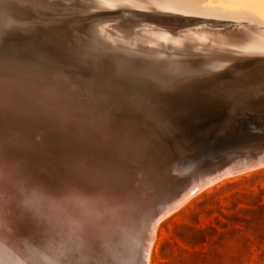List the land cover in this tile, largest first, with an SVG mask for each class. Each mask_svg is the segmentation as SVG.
Returning <instances> with one entry per match:
<instances>
[{
  "label": "rangeland",
  "instance_id": "rangeland-1",
  "mask_svg": "<svg viewBox=\"0 0 264 264\" xmlns=\"http://www.w3.org/2000/svg\"><path fill=\"white\" fill-rule=\"evenodd\" d=\"M191 1H194V0H190V2ZM219 1L218 0H207V1L201 0V2L199 1L197 4H201V7H198L201 10H204L205 8L216 10L213 13H210L209 15H212L214 17L221 16V18L233 19L236 22L232 26L215 23L220 29L227 28L228 32L234 35L241 34V31H242V34H247V35L252 34L257 39H259V41L261 42L263 41L262 43H264V39H263L264 32H262L264 31V19L263 17H260L261 15L258 16L259 13L256 10L254 11L252 10V8H248L243 5H242L243 7L241 5H239V7L234 4L230 5L229 3L230 1H227V0H219ZM209 2L210 4H207ZM216 2L218 3L216 4ZM103 3L106 5L107 4L109 5L110 2L102 1L101 3H99L100 5L97 4L96 5L97 7L90 8L84 13L82 12L75 13L77 15L72 14V13L66 16L55 15V16L49 17L48 19V16H42L43 14H40L39 11L34 12V11H30L28 8H25L24 4L18 6V5H14L11 1L0 0V4H2L0 5V52L2 55L0 56V61H1L0 66L2 67V70L0 67V73L1 74L4 73L9 78H13V79L20 78L21 76L26 75L27 77L23 76L21 77V79H24L27 81L30 79V82H32L33 84L34 83L37 84L39 82L37 85H42L44 87H49V88L52 87L53 90L55 88L56 90H58L59 93L61 92L62 93V94L60 93V96H62L61 98H63V96L65 95L64 100L68 102L66 104V106L69 107L68 112L70 110L72 111V112L70 111L71 112L70 115L66 116L67 118L66 125L68 126L69 123L73 125L71 129L74 135L82 137V132L84 130L82 126L85 123L86 125L87 123L88 124L94 123L95 125L98 124L99 127L106 129L107 132L109 133L107 141L117 144L118 145L117 148L121 147L122 149H125L130 161H132L133 159L134 160H138L140 158L143 159V157L145 156H147V159L155 160V162L151 161L152 164H155L154 168L152 169V172L154 171L152 175L155 176L157 174L155 178L163 175L165 176L164 178L167 177L166 179H171L172 176L179 174L178 171L180 169L183 170L184 168L189 167V166L193 167L194 165L200 166L199 164H204L203 162L204 160L201 161L202 163L199 162L198 164L197 161H199V159L195 158V156H193L195 159L193 160L194 162L193 164V162L190 160V159H193L192 157L193 151L190 150L189 147L187 146L189 142L190 143L196 142L195 140H197L200 137V135L202 136V134L195 133L196 135L194 134V135L189 136L190 134L187 133L185 128L181 127L182 128L181 129L179 127V126H182V124L180 122H177L176 119L174 118L169 119V116H167L168 119L166 116H161V115L155 116L158 112V109L160 110L161 108L163 109V108L171 106L172 108L178 110V112L180 111V113L186 112V111L188 112L190 110H193L194 108L196 110L199 105L203 107L202 105L203 103H206L212 99L215 102V97L207 91V89L212 85L219 87L222 85L251 84V83L264 82L263 81L264 65L259 66L258 73L257 72L251 73L248 70L246 72L245 69L241 68L242 69L241 70L239 67L243 65L244 68H250L249 66L250 64H247V62L245 61L253 60V58H249L247 56L248 55H264V51L260 52L259 54H256L257 51H254L253 49H250V48L244 49L243 46L240 47L235 44H229V43L227 44L225 42H218V41L217 42H214V41L211 42L210 40L207 41V39L204 40V38L201 37L200 34L202 31H200L199 28H193V27L189 28V27H186V25L180 24L176 27L178 30L176 28L168 29L164 27L165 33L167 34L168 33L169 34L181 33L182 34V32H185L188 35V37L187 38L183 37L179 39L180 42H183V41L184 43H187V41L189 43L192 42V44L195 43V46L188 44V43L187 44L190 46H193V48L194 47L199 48L200 45H202V47L200 48H204V49H200L198 52H191V51L188 52L186 49H182V48L174 49L173 51L163 50L165 52H163L162 50L155 49L152 51L153 53L152 52L148 54L137 53L141 55L140 57H142V60L138 61L135 59L136 57H138L136 56L135 50L130 47V46H133L134 43H132L133 41L127 37H131L132 39L134 38V36H140V37L145 38L146 39L145 41L150 40V41L159 43L161 40H158L157 38L156 40L155 39L156 35L154 33H159L163 27H159L156 25L150 26L149 23H147V21L149 20L145 19L143 16H140V15L123 14V13H117V12L115 13L114 9L112 8H108V9L100 8L101 5H104ZM228 5L229 7L227 8ZM12 13H14L15 15ZM25 16L28 18H26ZM58 17L60 18V20ZM77 18H80L81 21H78ZM44 22H48V23H44ZM153 24H157V23L154 22ZM230 24H232V22H230ZM254 24H257V25L255 26ZM39 25L40 27H44V28H40ZM130 26H135L133 28L134 31H132L130 28H129L130 32L126 30H122L123 27L126 28ZM256 27H258V29ZM254 28L257 31L256 30L254 31L253 30ZM27 29L28 31H26ZM23 30H25L26 32ZM29 31H32V32H29ZM260 31L263 34H261ZM53 34H54V37H53ZM57 36L59 40H57ZM150 37H152L153 39ZM64 40L65 41L67 40V41L65 42ZM68 40L70 41L69 43H72V44H69V43L65 44L68 42ZM62 41H64L65 43ZM101 41L106 42V43H101ZM244 43H247V42H244ZM61 44L64 46H62ZM187 44H184L185 47L187 46ZM210 44L224 46V49L215 50V49H212L211 47H207ZM260 45L264 47V44H260ZM42 49L43 50L45 49V51H43ZM59 49L60 50L63 49V50L60 51ZM206 49L208 51H206ZM83 50L84 51L86 50V51L84 52ZM60 54L62 55L60 56ZM65 54L67 55L69 54V56L70 55L71 56L69 57ZM116 54H117V57H116ZM118 54L122 56H119ZM194 54L196 55V57ZM225 54L227 56L224 58ZM228 54L231 56H229ZM233 56H234V59H233ZM61 57L64 58V61H66L67 65ZM2 58H5V59H2ZM54 60H57V61L55 62ZM261 60H264V59H261ZM69 61H71L72 65L69 63ZM80 62L81 63L85 62L86 64L82 65ZM3 63H5L4 66L2 65ZM10 63H11L12 68L10 67ZM75 63L77 66L75 65ZM5 66L7 68H3ZM78 66L80 69L78 68ZM80 66L84 67V69L82 68L83 71ZM40 67L41 68L43 67V68L40 69ZM119 69H120V72H119ZM88 70L92 72H89ZM238 70H241V71H238ZM95 71L97 73H94ZM115 71H118V72H115ZM8 72L9 73L11 72L12 75H10ZM100 73L104 77H102ZM118 73L120 74L118 75ZM107 75H109V78ZM170 75H172L173 78ZM169 76H170V79H169ZM110 77H113L112 79L114 80L112 81ZM136 78L141 80L140 83ZM39 79L41 82L39 81ZM219 79L220 81H218ZM142 81L144 82V84ZM118 82L119 83L122 82V83L119 84ZM141 82L143 85L142 87L140 86ZM127 85L132 89L127 87ZM134 87L137 90L139 91L141 90V91L140 92L137 91ZM127 88L129 89V91ZM134 89H135V92L131 91ZM159 92H160V95H159ZM207 94H209L210 96ZM148 96H150V98ZM65 97L67 98L65 99ZM73 100H75L76 103ZM143 100H144V104L142 103ZM72 101H73V104H72ZM79 102L82 104L84 103V104L82 105ZM86 102L87 104L90 103L89 106L86 104ZM162 104H164V106H162ZM85 105L89 111H87V109L85 110L86 108ZM76 108L77 110H75ZM81 108L83 109L81 110ZM155 108H158V109H155ZM73 113H76V114H74L73 116ZM81 113L83 114L85 113L84 115L86 117L91 115L90 117H92L93 120L92 119L87 120V118L84 117ZM197 114L199 113H196L195 115ZM75 115L77 116L75 117ZM98 115L99 116L103 115L105 117L103 119L102 118L103 116L99 117ZM82 116L86 119H84ZM172 117L173 116H170V118ZM161 118H162V122L164 125L161 124ZM108 119L110 121H108ZM91 120L93 122H91ZM156 120H159L160 122ZM174 120L176 122H174L173 124L172 122ZM96 121L98 122L100 121V122L97 123ZM116 121L118 122V124ZM13 122L19 123V125L24 130L35 129L34 131L31 130L32 133H35L33 135H36L34 139H40L41 137H39V135H42L45 137V140H51L50 142L53 144V148L51 152H48L45 154L39 150H38L39 152L37 150L32 151L30 150L31 148H28L29 146L26 147L27 145L26 146L23 145L22 139H20L19 135H17L16 133L17 132L15 129L16 125ZM165 124H166V127H165ZM114 125H117V126L115 127ZM176 125L178 126V130H177ZM122 127L124 128L126 127L125 130H121V129H124ZM127 127L131 129L128 130ZM166 128H169V131L168 129L166 130ZM170 129L174 131H171ZM182 130H184L185 132H183ZM133 131L135 134H137L140 137V138L138 137L139 140L136 142V144H138L142 139L144 140V141L142 140L141 143L138 144L139 146L137 147H136V144L132 145L131 142H128V141L126 142L124 139L126 138L127 134L133 133ZM122 132H125V134ZM148 133H151V135L150 134L148 135ZM168 134L171 136H169ZM182 134L185 136H183ZM0 135H1L0 150L2 151V148L5 149L4 151H2V153H5L4 155L8 157L6 158L0 151V154H2L0 156L1 157L0 158V169L2 167L1 171L11 170L10 172H12L13 174L12 173L6 174L8 172H4V173H5L6 178L10 179L11 181H12L11 177L15 178L13 179V181H17L14 183L16 184L15 187L17 190L18 189L21 190V191L18 190L19 191L18 193H20L19 195L21 196L23 195V197H25V194H27V190L29 189L26 186L24 178L30 175H26L25 173H22L24 176H21V173H19L18 175L17 172H14L15 169L13 170L15 166L12 164V162L13 163L15 162L20 165L25 164L23 166L29 165V167L34 171L32 172V170L28 168L29 170H31L30 172L33 173L32 176L33 177L36 176L34 179L44 184L46 183L45 185L47 187L44 185L46 188H48L47 183H50L49 186H51L52 185L51 181H55L58 179L59 180L57 182H60L59 184L61 185H63L62 182L65 181L63 182L65 183V185H63V187L60 186L62 187L63 190L64 188L66 189V187L69 188L70 183L72 184L76 182V180L74 182V179H72L73 181L70 182L68 177H67L68 181L65 180L66 179L65 175H67L69 172H68L67 167L63 164V160H62L63 155L61 152L63 148V144L61 141L58 140L57 136H54L53 138H51L47 134L44 135L40 130L32 126L29 123V121L24 120L22 117L19 116V114H17L16 112L10 109H6L4 112H0ZM178 135L179 136L181 135V137H179ZM2 136L4 139H2ZM117 137L118 138L120 137L121 139H117ZM179 138L181 139L179 140ZM182 139H184L185 141L183 140L182 142L181 141ZM18 140L20 141L21 144L18 143L19 142ZM7 141L10 144L7 143ZM23 143L25 144V142ZM143 143L146 146H144ZM157 145L159 146L158 150H157V147H158ZM166 145L167 147L164 148V146ZM17 146L19 148H16ZM141 146L143 148L146 147V149H144V152ZM186 146L188 150L185 149ZM7 147L8 149H6ZM6 150L7 151L9 150L8 151L9 153H7ZM178 152L179 153L182 152L180 154L181 156L178 155ZM170 153L174 156L176 155V157L174 158V156H172ZM190 153L192 154L190 155ZM8 154L10 155L8 156ZM57 154L60 156H58ZM2 156L6 159H4ZM53 156L54 158H52ZM34 157L35 159L37 158V163H39V166L36 163ZM41 157L44 160L41 159ZM28 158H31L32 161H30L31 159H28ZM8 161L10 162L11 165L8 163ZM169 161L170 163H168ZM190 161L192 165L189 164ZM2 162L5 163L4 165L6 166L7 170L5 169V166L3 165ZM47 162L48 163L50 162L49 163L50 165L49 164L47 165ZM7 163L10 166H7ZM1 164L3 166H1ZM45 164L48 167L46 166L45 168L44 166ZM51 164H55V165L53 166ZM170 164L173 166H171ZM181 164H183L184 168H182ZM57 165L59 168L57 167ZM184 165H186V167ZM35 166L37 168H35ZM51 166H53V168L56 166L57 169L54 168V169H51L52 171H50V169L48 168H52ZM61 168L63 170L62 173L60 172ZM201 168H205V167L201 166ZM45 172L46 173L48 172V173L46 174ZM54 173L55 174L57 173L58 176L65 173V175H62L65 178L60 176L57 179V175H54ZM16 175L18 176V178H16L17 177ZM227 176L223 177V179H220L219 181L217 180V182L215 181V183H212L211 185L205 187L203 190L196 193L194 196L190 197L187 202H184L185 204L183 203L181 207H178L176 210L172 211L171 214H168V216L164 217V219L160 221L156 229L157 232H156L155 239L153 241L154 245H152L153 247L151 246L152 247L150 251L151 257L149 256L150 262H148V264H264V167H260V168L256 167V169L253 168V170L250 169L249 171L244 172V173L236 174L233 176H229V175ZM19 177H22L21 180L19 179ZM45 178H48V180H46ZM18 179L20 181H18ZM29 180H32V179H29ZM19 182L22 184H18ZM67 183L69 184L67 185ZM59 184L57 185L56 183L53 185H56L57 187L56 186L55 187L61 190V188H59ZM24 186L27 188L25 192L23 191V189L25 190V188H23ZM21 192H24L25 194ZM32 193L30 194L28 193L29 195L27 194L26 198L28 197L27 199L28 201L35 202L37 201L36 199L37 197L36 195L34 196V194ZM31 194L32 196H30ZM44 223L45 221L43 222V224ZM46 223L44 225L41 223L42 229L43 227H46V230H48V228L49 229L55 228L51 226L49 223L48 224ZM56 228L53 229V231L48 232L47 234L49 233L52 234L53 232H55V234L53 233V235L54 236L57 235V236L56 237L52 236V237L57 240V242L56 241L55 242L58 244V247H60L62 244L60 248L62 249L63 247L62 249L63 253L61 252L60 254L51 253L55 255V259L57 260V262L49 263L50 262L49 259L47 260V262H45L46 258L43 257V260L45 261L41 260L42 262L40 261L41 263L40 262L39 263L42 264L43 262H45L46 264H66L67 262V264H71L73 262L72 264H82V258H81L82 252L80 249L82 248V241L80 242V238L82 240V233H81L82 229H79L80 230L79 232L78 230H76L77 235L81 233L80 235H78V237L75 235L76 233H74L76 237L74 235L72 237L71 233L70 235L69 232H65V231L62 232L58 228H57L58 230ZM43 231L46 233L45 230ZM58 232L61 234V236L59 235ZM58 236H60L61 238ZM68 237L70 238L69 240H68ZM57 238L58 239L60 238L61 240L58 241ZM72 239L74 240L76 239V241L74 240L72 241ZM72 249L74 250L72 251ZM68 250L69 251L71 250V251L67 253ZM121 251H122V247H121ZM65 254H67V256ZM69 260L71 261L69 262Z\"/></svg>",
  "mask_w": 264,
  "mask_h": 264
},
{
  "label": "bare ground",
  "instance_id": "bare-ground-1",
  "mask_svg": "<svg viewBox=\"0 0 264 264\" xmlns=\"http://www.w3.org/2000/svg\"><path fill=\"white\" fill-rule=\"evenodd\" d=\"M7 1H11L14 5H22L24 4L25 5V8H28L30 11H39L40 14H43L42 16H48V19L49 17L51 16H55V15H58V16H66V15H69V14H75V13H84L85 11L89 10L90 8H94V7H97L96 5L101 3L102 1H109V5L107 4H104V5H101L100 8H112L114 9L115 13H120L118 10L120 7H123L127 4H132V0H7ZM101 1V2H100ZM196 3H198L199 1L201 2V0H194ZM207 1V0H206ZM219 1V0H218ZM227 1H230V5L234 4V5H237L239 7V5H243V6H246L248 8H252V10H256L260 17H263L264 19V0H227ZM220 2V1H219ZM96 3V4H95ZM206 3V2H204ZM203 3V4H204ZM215 3V2H214ZM218 2H216L217 4ZM202 4V5H203ZM207 4H210L207 3ZM213 4V3H212ZM222 4V3H221ZM2 5V4H0ZM100 5V4H99ZM224 5V4H223ZM226 5V4H225ZM222 6V5H221ZM220 6V7H221ZM242 6V7H243ZM226 7V6H225ZM229 7V5L227 6V8ZM231 7V6H230ZM234 7V6H233ZM7 10V9H6ZM201 12L203 13H206V14H210V13H213L214 11H216L215 9H209V8H205L204 10H200ZM98 12V11H97ZM94 13V12H93ZM256 13V14H258ZM14 14V13H12ZM21 14V13H20ZM15 15V14H14ZM77 15V14H75ZM134 15H138V14H134ZM248 15V14H247ZM140 16H143L145 19H151L149 21H147V23H149L150 26L152 25H156V26H159V27H163L161 29V31L159 33H154L156 35L155 39L157 38L158 40H161L159 43L157 42H153V41H145L146 39L143 38V37H140V36H134V38L131 39V37H127L129 38L130 40H132L134 43L133 46H130L132 49L135 50V53H136V57L135 59L138 60V61H141L142 60V57H140L141 55L140 54H148L150 52H152L153 50L155 49H158V50H165V51H170V50H174V49H186L188 52H198L200 49H204V48H200L202 47V45H200L199 48L197 47H194L195 46V43L192 44V42H188V44H191L193 46H190L188 45L187 43H184L183 42H180L179 39L181 38H187L188 35L185 33V32H182L181 33H171V34H167L165 33V28H168V29H173V28H176L177 26H173V27H168V26H165V25H160V24H153L154 22H157L156 20L159 21V17L158 16H154V15H140ZM13 17V16H12ZM16 17V16H15ZM22 17V16H21ZM26 17V16H25ZM114 17V16H113ZM120 17V16H119ZM123 17V16H122ZM121 17V18H122ZM28 18V17H26ZM59 18V17H58ZM57 18V19H58ZM245 18V17H243ZM248 18V17H246ZM37 19V18H35ZM44 19V18H43ZM132 19V18H131ZM46 20V19H45ZM54 20V19H53ZM60 20V18H59ZM78 21H81L80 18H77ZM154 20V21H153ZM246 20V19H245ZM249 21V20H248ZM247 21V22H248ZM14 22V21H13ZM33 22V21H31ZM39 22V21H38ZM71 22V21H70ZM44 23H48V22H44ZM141 23V22H140ZM37 24V23H35ZM57 24V23H56ZM145 24V23H143ZM186 25V27H189V28H199L201 32V37L208 40H210L211 42H225V43H229V44H235L237 46H243V48L245 49H253L254 51H257L256 54H259L260 52H263L264 51V47L261 46L260 44H264L262 43L261 41H259V39H257L254 35H247V34H242V31H241V34H232L230 32H228V29L225 28V29H220L214 22H188V23H179V25ZM42 25V24H41ZM252 25V24H251ZM255 26L257 24H254ZM14 26V25H13ZM43 26V25H42ZM52 26V25H51ZM54 26V25H53ZM254 26V27H255ZM40 27V25H39ZM47 27V26H46ZM135 26H130V27H126V28H122V30H126L128 32L129 31V28L134 31V28ZM165 27V28H164ZM185 27V29H186ZM40 28H44V27H40ZM258 29V27H256ZM31 29V28H30ZM29 29V30H30ZM39 29V28H37ZM36 29V30H37ZM177 29V28H176ZM14 30V29H13ZM167 30V29H166ZM178 30V29H177ZM254 31L256 30L255 28L253 29ZM25 31V30H23ZM28 31V29L26 30ZM25 31V32H26ZM35 31V30H33ZM246 31V29H245ZM244 31V32H245ZM249 31V30H247ZM257 31V30H256ZM14 32V31H13ZM22 32V31H21ZM24 32V33H25ZM29 32H32V31H29ZM264 32V31H262ZM12 33V31H11ZM250 33V32H248ZM259 33V32H258ZM261 33V31H260ZM259 33V34H260ZM16 34V32H15ZM27 34V33H26ZM123 34V33H122ZM263 34V33H261ZM260 34V35H261ZM21 35V34H20ZM22 36V35H21ZM51 36V35H50ZM45 37V36H44ZM53 37H54V34H53ZM263 37V36H262ZM50 38V37H49ZM97 38V37H96ZM152 38V37H150ZM55 39V38H54ZM153 39V38H152ZM156 39V40H157ZM242 39V40H240ZM264 39V38H263ZM262 39V40H263ZM22 40V39H21ZM20 40V42H21ZM57 40L58 39V36H57ZM61 40V39H60ZM85 40V38H84ZM184 40V39H183ZM37 41V40H36ZM45 41V40H44ZM43 41V42H44ZM65 41V40H64ZM62 41V42H64ZM67 41V40H66ZM65 41V42H66ZM190 41V40H189ZM243 41V42H242ZM34 42V41H33ZM52 42V41H51ZM60 42V41H59ZM64 42V43H65ZM70 41L68 40L67 43L65 44H68ZM240 42V43H239ZM242 42V43H241ZM244 42H247V43H244ZM41 43V42H40ZM57 43V42H55ZM63 43V44H64ZM101 43H106V42H103L101 41ZM115 43V42H114ZM244 43V44H243ZM48 44V43H47ZM59 44V43H58ZM69 44H72V43H69ZM184 44H187V46L185 47ZM40 45V44H39ZM44 45V44H43ZM62 45V44H61ZM103 45V44H102ZM199 45V44H198ZM234 45V46H235ZM35 46V44H34ZM42 46V45H41ZM64 46V45H62ZM68 46V45H67ZM73 46V45H72ZM236 46V47H237ZM48 47V46H47ZM46 47V48H47ZM66 47V46H65ZM70 47V46H69ZM75 47V46H74ZM73 47V48H74ZM206 47V46H205ZM207 47H211L212 49H221L223 50L224 49V46H218V45H215V44H210L208 45ZM37 48V47H36ZM50 48V46H49ZM56 48V47H55ZM226 48V47H225ZM52 49V48H51ZM43 50V49H42ZM41 50V51H42ZM53 50V49H52ZM60 50V49H59ZM63 50V49H62ZM60 50V51H62ZM71 50V49H70ZM45 51V49L43 50ZM50 51V49H49ZM58 51V50H57ZM80 51V50H79ZM84 51V50H83ZM86 51V50H85ZM84 51V52H85ZM163 51V52H165ZM206 51H208L206 49ZM25 52V51H24ZM56 52V51H55ZM73 52V51H72ZM88 52V51H87ZM93 52V51H92ZM95 52V51H94ZM211 52V51H210ZM209 52V53H210ZM240 52V51H238ZM40 53V52H39ZM58 53V52H57ZM64 53V52H63ZM99 53V52H98ZM137 53H140V54H137ZM153 53V52H152ZM48 54V53H47ZM59 54V53H58ZM100 54V53H99ZM165 54V53H164ZM212 54V53H211ZM217 54V52H216ZM221 54V53H220ZM62 54H60L61 56ZM67 55V54H65ZM108 55V54H107ZM115 55V54H113ZM119 55V54H118ZM187 55V54H186ZM190 55V54H189ZM192 55V54H191ZM195 55V54H194ZM204 55V54H203ZM207 55V54H206ZM222 55V54H221ZM229 55V54H228ZM234 55V54H233ZM237 55V54H235ZM0 56L1 55V52H0ZM53 56V55H52ZM69 56V54L67 55ZM71 56V55H70ZM69 56V57H70ZM119 56H122V55H119ZM165 56V55H163ZM205 56V55H204ZM213 56V55H212ZM217 56V55H216ZM220 56V55H219ZM223 56V55H222ZM227 55L225 54L224 55V58L226 57ZM231 56V55H229ZM41 57V56H39ZM56 57V56H55ZM59 57V56H58ZM64 57V56H63ZM66 57V56H65ZM116 57H117V54H116ZM124 57V56H123ZM196 57V55H195ZM199 57V56H198ZM214 57V56H213ZM218 57V56H217ZM35 58V57H34ZM50 58V57H48ZM62 58V57H61ZM165 58V57H164ZM206 58V57H205ZM222 58V57H221ZM223 58V59H224ZM237 58V56H236ZM240 58V57H239ZM2 59H5V58H2ZM1 59V60H2ZM63 61H64V58H62ZM61 59V60H62ZM68 59V58H67ZM132 59V57H131ZM134 59V58H133ZM227 59V58H226ZM233 59H234V56H233ZM232 59V60H233ZM13 60V59H11ZM58 60V59H57ZM57 60H54L55 62ZM112 60V59H111ZM130 60V58H129ZM20 61V60H19ZM50 61V59H49ZM148 61V59H147ZM146 61V62H147ZM152 61V60H151ZM161 61V60H160ZM1 62V61H0ZM3 62V61H2ZM5 62V61H4ZM66 63V61H64ZM68 62V60H67ZM115 62V61H114ZM113 62V63H114ZM164 62V61H163ZM170 62V61H168ZM173 62V61H172ZM171 62V63H172ZM175 62V61H174ZM247 62V64H250V68H244L243 65L239 66L240 69L243 68L248 71H250L251 73H258V69H259V66H262L264 65V60H261V59H258V60H248V61H245ZM19 63V62H18ZM47 63V62H46ZM54 63V62H52ZM61 63V62H60ZM64 63V64H65ZM69 63L72 65L71 61H69ZM81 63V62H80ZM119 63V62H118ZM8 64V63H7ZM51 64V63H50ZM82 65H85L86 63L85 62H82L81 63ZM177 64V62H176ZM179 64V63H178ZM3 66L5 65V63L2 64ZM42 65V64H41ZM46 65V64H45ZM49 65V64H48ZM61 65V64H60ZM63 65V64H62ZM67 65V63H66ZM76 65V63H75ZM81 65V66H82ZM88 65V64H87ZM235 65V64H234ZM13 66V65H12ZM77 66V65H76ZM75 66V67H76ZM80 66V67H81ZM115 66V65H114ZM125 66V65H124ZM172 66V65H171ZM231 66V65H230ZM233 66V65H232ZM236 66V65H235ZM238 66V64H237ZM248 66V67H249ZM1 67V66H0ZM10 67H11V63H10ZM17 67V66H16ZM73 67V66H72ZM110 67V65H109ZM130 67V66H129ZM229 67V66H228ZM227 67V68H228ZM238 67V68H239ZM3 68H7L6 66L3 67ZM12 68V67H11ZM10 68V69H11ZM43 68V67H42ZM40 67V69H42ZM50 68V67H49ZM74 68V67H73ZM79 68V66H78ZM84 69V67H81V69ZM131 68V67H130ZM206 68V67H205ZM204 68V69H205ZM209 68V67H208ZM237 68V69H238ZM57 69V67H56ZM72 69V68H71ZM80 69V68H79ZM82 69V71H83ZM99 69V68H98ZM1 70H2V67H1ZM87 70V69H86ZM124 70V69H122ZM121 70V71H122ZM127 70V69H126ZM172 70V69H171ZM198 70V69H197ZM200 70V69H199ZM203 70V69H202ZM207 70V69H206ZM212 70V69H211ZM224 70V69H223ZM242 70V69H241ZM241 70H238V71H241ZM4 71V69H3ZM8 71V70H7ZM10 71V70H9ZM69 71V70H68ZM89 71V70H88ZM160 71V70H159ZM193 71V70H192ZM195 71V70H194ZM209 71V70H208ZM222 71V70H221ZM2 72V71H1ZM12 72V71H11ZM11 72L9 73L10 75ZM21 72V71H20ZM89 72H92V71H89ZM113 72V71H112ZM115 72H118V71H115ZM119 72H120V69H119ZM123 72V71H122ZM129 72V70H128ZM196 72V71H195ZM202 72V71H201ZM219 72V71H218ZM62 73V72H61ZM65 73V72H64ZM83 73V72H82ZM94 73H97L96 71ZM108 73V71H107ZM126 73V71H125ZM136 73V72H135ZM144 73V72H143ZM198 73V72H197ZM196 73V74H197ZM233 73V72H232ZM231 73V74H232ZM235 73V72H234ZM56 74V73H55ZM86 74V73H85ZM99 74V72H98ZM120 73H118L119 75ZM124 74V73H123ZM137 74V73H136ZM141 74V73H140ZM9 75V76H10ZM19 75V74H18ZM36 75V74H35ZM101 75V73H100ZM143 75V74H142ZM156 75V74H155ZM202 75V74H201ZM251 75V74H250ZM24 76V75H23ZM21 76V77H23ZM102 77H104L103 75H101ZM108 78H109V75H107ZM172 76V75H170ZM170 76H169V79H170ZM196 76V75H195ZM248 76V75H247ZM19 77V76H18ZM20 78H9L7 75H5L4 73H0V112H4L6 109H10L14 112H16L17 114H19L20 117H22L24 120L26 121H29V123L36 127L38 130H40L44 135L47 134L48 136H50L51 138H53L54 136H57L58 137V140L62 142L63 144V148L61 150L62 152V157H63V164L67 167L68 169V172L70 173V170H72V175L74 177V182L76 180L75 183H70V187H66V189L64 188V190L62 189L63 185H65V181L62 182L63 185L59 184L60 182H57L59 179L60 176L62 175H65L64 174H61L60 176L57 175V173L54 175H57V179L58 180H55V181H51L52 185L49 186L50 183H47L48 185V188H46L42 182H39V181H35V180H29L30 178L28 176H26L24 179H25V183H26V186L28 187L29 190H27V188L24 186L23 188H25V190L23 189V191L25 192L27 190V194L29 193H32L34 194V196L36 195V199L37 201L35 202H30L28 201V197L26 198V195L24 192H21V193H24L25 194V197H23V195H19L20 193H18L20 189H16V184H14L15 182L17 181H13V179H15L14 177H11L12 178V181L8 178H6L5 176V173L4 172H8L6 174H9V173H12L10 171H8L6 169V166L4 165L6 163H3V165L5 166V169L7 171H1L0 169V264H40L43 260V257L46 258V261L49 259V263H52V262H56V259H55V255H51L49 253H52L51 252V249L48 247L46 248V245L41 243L43 238L46 236L45 232L43 230H46V227H43V229H39L36 224H37V217L40 216V217H47L49 218L50 222L52 223V225H56L58 229H60V231L62 232H69V234L71 233L72 234V237L74 235V233H76L75 235L78 237L77 235V232L76 230H78V232L80 231L79 229H82V240L80 238V242L82 241V248L81 249V254H82V264H101V260H100V257H99V254H98V251H97V245H99V239L100 240V243L103 244L110 252L112 250V252H114V259H112L113 263L112 264H121L122 263V257L125 259V255L127 253V256L126 257H129V258H132L135 254H136V251H139L141 250V247H142V243L146 237V230H145V223L144 221L146 222V220L141 217L140 214L137 215L136 217V220L131 224L129 225V219H130V215L128 214H122L120 215L118 213V211L120 209L122 210H127L126 212H130V209L134 206L133 204V200H129L128 197L126 196H118L116 194H109V193H103L104 192V180L106 181H109V177L107 176V174L103 171L102 167L100 166V163H101V160L103 162H106L107 160H109L108 158L104 157L105 155H108L116 150H119L118 153H121V154H117L115 157H121L123 160H121V162H119L121 164V166H124L125 168V175L122 176V179L124 182L126 183H130L133 185V187H138L139 189H144V188H147V187H151V185L153 183H155L156 185L158 186H168V185H171L172 189H176V188H180L182 187L186 182L188 181H191V180H194L196 178H201L202 176L206 175V171H208V169H212L213 167H210V166H206V164H199L200 166L196 167L197 165H194L193 167L189 166V167H186V165H184L186 168L183 167V164L182 165V168H184L183 170L180 169L178 171L179 174H176L174 176L171 177V179H166L164 178L165 176H158L155 178V176L157 175H152V173H154V171L152 172V169L154 168V165L155 164H152V162H155V160L153 159H147V156L143 157V159H138V160H132L130 161L129 157L127 156V153L125 151V149H122L121 147L117 148V144L113 143V142H110V141H107V138L109 136V133L107 132L106 129L102 128V127H99V125H95L94 123H90L86 125L83 124L82 128L84 129L83 132H82V137L80 136H77V135H74L73 132H72V124L69 123L68 126L66 125V121H67V118L66 116L70 115L71 112L69 113L68 112V108L66 106V104L68 102H66L64 100V96L63 98H61L62 96H60V93L58 92V90H56L54 88V90L49 87H44L42 85H37V84H33L32 82H30V79L27 81V80H24V79H21ZM24 77H27L26 75ZM106 77V76H105ZM132 77V76H131ZM140 77V76H139ZM142 77V76H141ZM149 77V76H148ZM152 77V76H151ZM183 77V76H182ZM181 77V78H182ZM189 77V76H188ZM191 77V76H190ZM253 77V76H252ZM35 78V77H34ZM111 79L113 77H110ZM173 78V76H172ZM177 78V76H176ZM180 78V77H179ZM230 78V77H229ZM137 79V78H136ZM227 79V78H226ZM114 79H112L113 81ZM120 80V78H119ZM140 83L141 80L137 79ZM160 80V79H159ZM177 80V79H176ZM238 80V79H237ZM40 81V79H39ZM123 81V80H122ZM146 81V80H145ZM220 81V79L218 80ZM217 81V82H218ZM248 81V80H247ZM256 81V80H255ZM264 81V79H263ZM41 82V81H40ZM111 82V81H110ZM124 82V81H123ZM133 82V81H132ZM135 82V81H134ZM143 82V81H142ZM142 82H141V87L143 86L142 85ZM148 82V80H147ZM59 83V82H58ZM57 83V84H58ZM117 83V82H116ZM119 83V82H118ZM122 83V82H121ZM119 83V84H121ZM68 84V83H67ZM138 84V83H137ZM144 84V82H143ZM218 84V83H216ZM108 85V84H107ZM148 85V84H147ZM52 86V85H51ZM58 86V85H57ZM69 86V85H68ZM124 86V85H123ZM136 86V85H135ZM151 86V85H150ZM154 86V85H153ZM127 87H129L127 85ZM133 87V86H131ZM138 87V86H137ZM140 87V88H141ZM250 87H261L264 89V82H258V83H251V84H236V85H222V86H215V85H212L210 86L207 91L213 95L215 97V102L212 100L206 102V103H203V107L202 109H204V112H202L203 114L201 116H209L210 114H213L214 112H219L220 110L224 111V110H228V111H231L233 110L235 107L239 106V107H242V104H241V99H240V96L237 97V93L238 92H241L242 89L244 88H250ZM72 88V87H71ZM130 88V87H129ZM135 88V87H134ZM58 89V87H57ZM128 89V88H127ZM126 89V90H127ZM132 89V88H130ZM136 89V88H135ZM135 89L134 90H131V91H134L135 92ZM137 90V89H136ZM205 90V89H204ZM202 90V91H204ZM129 91V89H128ZM139 91V90H137ZM141 91V90H140ZM139 91V92H140ZM153 91V90H152ZM133 92V93H134ZM154 92V91H153ZM201 92V91H200ZM67 93V92H66ZM145 93V92H144ZM150 93V92H149ZM199 93V92H198ZM202 93V92H201ZM205 93V92H204ZM62 94V93H61ZM152 94V93H151ZM150 94V95H151ZM154 94V93H153ZM163 94V93H161ZM147 95V94H146ZM157 95V94H156ZM159 95H160V92H159ZM176 95V94H175ZM209 95V94H207ZM181 96V95H180ZM179 96V97H180ZM193 96V95H192ZM210 96V95H209ZM79 97V96H78ZM97 97V96H96ZM147 97V96H146ZM150 98V96H148ZM154 97V96H153ZM168 97V96H166ZM176 97V96H174ZM190 97V96H188ZM67 97H65L66 99ZM159 98V97H158ZM164 98V97H163ZM101 99V98H100ZM145 99V98H144ZM80 100V99H79ZM78 100V101H79ZM96 100V99H95ZM141 100V99H140ZM157 100V99H156ZM168 100V99H167ZM171 100V99H170ZM169 100V101H170ZM68 101V100H67ZM75 103L76 101L73 100ZM73 101H72V104H73ZM161 101V100H160ZM173 101V99H172ZM177 101V100H176ZM140 102V101H138ZM150 102V101H149ZM157 102V101H156ZM168 102V101H167ZM179 102V100H178ZM194 102V101H193ZM214 102V103H212ZM80 103V102H79ZM78 103V104H79ZM144 104V100L142 102ZM148 103V102H147ZM162 103V102H161ZM160 103V104H161ZM82 104V103H80ZM84 104V103H83ZM82 104V105H83ZM87 104V102H86ZM90 104V103H89ZM89 104H87L89 106ZM149 104V103H148ZM175 104V102H174ZM69 105V104H68ZM77 105V104H75ZM108 105V103H107ZM137 105V104H136ZM151 105V103H150ZM171 105V104H170ZM93 106V105H92ZM91 106V107H92ZM98 106V105H97ZM148 106V105H147ZM162 106H164V104H162ZM200 106V105H199ZM73 107V105H72ZM84 107V106H83ZM86 107V105H85ZM94 107V106H93ZM150 107V106H149ZM71 108V107H70ZM75 108V107H74ZM79 108V107H78ZM151 108V107H150ZM188 108V107H187ZM83 108H81L82 110ZM87 109V107L85 108V110ZM154 109V107H153ZM155 109H158V108H155ZM162 109V108H161ZM185 109V108H184ZM242 109H245V107ZM77 110V108L75 109ZM110 110V109H109ZM261 109L259 108H253L252 110V114L253 116H256L258 117V114L259 111ZM87 111H89L87 109ZM86 111V113H87ZM92 111V109H91ZM94 111V110H93ZM97 111V110H95ZM116 111V110H114ZM159 111V109H158ZM255 111V112H254ZM109 112V111H108ZM136 112V111H135ZM157 112V111H156ZM155 112V113H156ZM187 112V111H186ZM201 112V111H200ZM199 112V114H201ZM91 113V112H90ZM95 113V112H94ZM74 114L76 113H73V116ZM84 117H86L83 113H81ZM96 114V113H95ZM133 114V112H132ZM158 114V113H157ZM78 115V114H77ZM75 115V117L77 116ZM94 115V114H93ZM112 115V114H110ZM8 116V115H7ZM12 116V115H11ZM15 116V115H14ZM82 116V117H83ZM91 116V115H90ZM88 116V117H90ZM99 116V115H98ZM101 116V115H100ZM99 116V117H100ZM103 116V115H102ZM101 116V117H102ZM121 116V115H120ZM123 116V115H122ZM83 117V118H84ZM87 118V120L89 119H92V117L90 118ZM98 117V118H99ZM105 116H103L102 118L104 119ZM150 117V116H149ZM167 117V116H166ZM14 118V117H13ZM84 118V119H86ZM96 118V117H95ZM107 118V116H106ZM105 118V119H106ZM115 118V117H114ZM123 118V117H122ZM121 118V119H122ZM163 118V117H162ZM162 118H161V124H163L162 122ZM146 119V118H145ZM144 119V120H145ZM168 119V117H167ZM166 119V120H167ZM169 119H173V118H170L169 116ZM16 120V119H15ZM83 120V119H82ZM93 120V119H92ZM91 120V122H93ZM130 120V119H129ZM134 120V119H133ZM143 120V121H144ZM85 121V120H84ZM106 121V120H105ZM108 121H110L108 119ZM156 121H159V120H156ZM177 121V120H176ZM175 120L172 122L174 124V122H176ZM25 122V121H24ZM88 122V121H86ZM97 123H99L98 121H96ZM117 122V121H116ZM129 122V121H128ZM133 122V121H132ZM142 122V121H141ZM160 122V121H159ZM179 122V121H177ZM14 123V122H13ZM68 123V122H67ZM107 123V122H106ZM111 123V122H110ZM134 123V122H133ZM156 123V122H155ZM171 123V124H172ZM16 126H15V129H16V133L17 135H19V138L22 139L23 142H25V144L22 142L23 145H27L26 147L28 148H31L30 150L32 151H35V150H39V151H42L43 153H48V152H51L52 148H53V144L50 142L51 140H45V137L42 136V135H39V137H41L40 139H34V137L36 135H33L35 133H32V131H34L35 129H28V130H24L20 125L19 123H14ZM118 124V122H117ZM121 124V123H120ZM137 124V123H136ZM169 124V123H168ZM107 125V124H105ZM104 125V127H105ZM111 125V124H110ZM109 125V126H110ZM131 125V124H130ZM164 125V124H163ZM112 126V125H111ZM115 127L117 125H114ZM120 126V125H119ZM125 126V125H123ZM127 126V125H126ZM158 126V125H157ZM177 126V125H176ZM165 127H166V124H165ZM180 128H184L183 126H179ZM120 128V127H119ZM117 128V129H119ZM124 128V127H122ZM126 128V127H125ZM124 129H121V130H125ZM128 128V127H127ZM133 128V127H132ZM141 128V126H140ZM181 128V129H182ZM23 129V130H22ZM131 129V128H128V130ZM168 129L169 131V128H166V130ZM141 130V129H140ZM154 130V129H152ZM164 130V129H162ZM171 130V129H170ZM177 130H178V126H177ZM132 131V130H131ZM135 131V130H134ZM133 131V133H130V134H127L125 141L127 142H131L132 145H135L136 142L139 140V136L137 134H135ZM167 131V132H168ZM171 131H174V130H171ZM183 132H185L184 130H182ZM181 131V132H182ZM114 132V131H113ZM119 132V131H118ZM117 132V133H118ZM129 132V131H128ZM143 132V131H142ZM149 132V131H147ZM165 132V133H167ZM125 134V132H122ZM146 133V132H145ZM152 133V132H151ZM151 133H148V135ZM156 133V132H155ZM158 133V132H157ZM123 134V135H124ZM139 134V133H138ZM143 134V133H142ZM160 134V133H159ZM164 134V133H163ZM186 134V133H185ZM202 134V133H200ZM165 135V134H164ZM163 135V137H164ZM169 135V134H168ZM167 135V136H168ZM176 135V134H175ZM183 135V134H182ZM196 135V134H195ZM38 136V135H37ZM166 136V135H165ZM171 136V135H169ZM179 136V135H178ZM185 136V135H183ZM187 136V135H186ZM191 136V135H189ZM201 136V135H200ZM1 137V135H0ZM5 137V136H4ZM7 137V136H6ZM139 137V138H138ZM143 137V136H142ZM146 137V136H145ZM157 137V136H156ZM181 137V135L179 136ZM188 137V136H187ZM198 137V136H197ZM8 138V137H7ZM37 138V137H36ZM160 138V137H159ZM183 138V137H182ZM2 139L3 136H2ZM15 139V138H14ZM50 139V138H49ZM117 139H121L120 137ZM145 139V138H144ZM171 139V138H170ZM181 138H179L180 140ZM188 139V138H187ZM8 140V139H7ZM10 140V139H9ZM141 140V139H140ZM143 140V139H142ZM141 140V141H142ZM177 140V138H176ZM175 140V141H176ZM178 140V142H179ZM184 139H182L181 141L183 142ZM190 140V139H189ZM14 141V140H13ZM19 141V140H18ZM141 141L139 143H141ZM144 141V140H143ZM147 141V140H146ZM157 141V140H156ZM185 141V140H184ZM198 141V140H197ZM2 142V140H1ZM125 142V143H126ZM148 142V141H147ZM146 142V143H147ZM162 142V141H161ZM180 142V143H182ZM188 142V141H186ZM7 143H9L7 141ZM12 143V142H11ZM16 143V142H15ZM20 143V141L18 142ZM17 143V144H18ZM138 143V144H139ZM157 143V142H156ZM159 143V141H158ZM166 143V142H165ZM169 143V142H168ZM172 143V142H171ZM10 144V143H9ZM21 144V143H20ZM138 144H136V147L139 146ZM149 144V143H148ZM147 144V145H148ZM155 144V143H154ZM164 144V143H163ZM173 144V143H172ZM184 144V143H183ZM182 144V146H183ZM190 144V142H189ZM1 145V144H0ZM16 145V144H15ZM141 145V144H140ZM144 146H146L144 143H143ZM165 145V144H164ZM168 145V144H167ZM164 146L165 147H167ZM174 145V144H173ZM185 145V144H184ZM187 145V144H186ZM11 146V145H9ZM19 146V145H18ZM16 147V148H19V147ZM23 146V147H25ZM158 146V145H157ZM156 146V147H157ZM170 146V145H169ZM188 146V145H187ZM187 146L185 149H187ZM15 147V146H13ZM21 147V146H20ZM22 147V148H23ZM142 147V146H141ZM172 147V146H171ZM170 147V148H171ZM34 150H33V149ZM140 148V147H139ZM143 148V147H142ZM149 148V146H148ZM159 146L157 147V150H158ZM174 148V146H173ZM180 148V147H179ZM183 148V147H182ZM8 149V147L6 148ZM13 149V148H12ZM25 149V148H24ZM23 149V150H24ZM144 149L143 148V152H144ZM172 149V148H171ZM177 149V148H176ZM175 149V150H176ZM184 149V150H185ZM5 149L2 148V151H4ZM26 150V149H25ZM141 150V149H139ZM173 150V149H172ZM174 150V151H175ZM182 150V149H181ZM188 150V149H187ZM186 150V151H187ZM191 150V149H190ZM1 151V150H0ZM1 151V153H2ZM7 151V150H6ZM9 151V150H8ZM7 151V153H9ZM17 151V150H16ZM38 151V152H39ZM66 151V152H64ZM71 151H73V153H71ZM155 151V150H154ZM161 151V150H160ZM180 151V150H179ZM11 152V151H10ZM163 152V151H162ZM161 152V153H162ZM171 152V151H170ZM183 152V151H182ZM181 152V153H182ZM16 153V152H15ZM32 153V152H30ZM150 153V152H148ZM172 153V152H171ZM170 153V154H171ZM181 153L178 152V155H180ZM185 153V152H184ZM187 153V152H186ZM193 153V152H192ZM190 153V155L192 154ZM3 155L5 153H2ZM0 154V156L2 155ZM12 154V153H11ZM17 154V153H16ZM29 154V153H28ZM50 154V153H49ZM174 154V153H173ZM177 154V153H176ZM188 154V153H187ZM7 155V154H6ZM10 154H8L9 156ZM43 155V154H42ZM54 155V153H53ZM58 155V154H57ZM112 155V154H111ZM110 155V156H111ZM164 155V154H163ZM162 155V156H163ZM172 155V154H171ZM184 155V154H183ZM189 155V156H190ZM5 156V155H4ZM12 156V155H11ZM41 156V155H40ZM60 156V155H58ZM174 156V155H172ZM181 156V155H180ZM194 155L192 154V157ZM3 157V156H2ZM6 158H8L7 156H5ZM37 157V156H36ZM45 157V156H44ZM176 157V155L174 156V158ZM188 157V156H186ZM1 158V157H0ZM4 158V157H3ZM4 158V159H6ZM15 158V157H14ZM49 158V157H48ZM51 158V156H50ZM54 158V156L52 157ZM170 158V157H169ZM3 159V160H4ZM19 159V158H18ZM17 159V160H18ZM28 159H31V158H28ZM35 159V157H34ZM33 159V161H34ZM40 159V158H38ZM41 159H43L41 157ZM179 159V157H178ZM181 159V158H180ZM190 159V157H189ZM2 160V159H1ZM12 160V159H10ZM44 160V159H43ZM46 160V159H45ZM61 160V158H60ZM162 160V158H161ZM192 162L194 159H190ZM16 161V160H15ZM21 161V160H20ZM32 161V159L30 160ZM36 163H37V158L35 159ZM40 161V160H38ZM47 161V160H46ZM51 161V160H49ZM152 161V162H151ZM172 161V160H171ZM178 161V160H177ZM176 161V162H177ZM191 161L189 164H191ZM200 161V159H199ZM199 161H197L199 163ZM27 162V161H26ZM185 162V161H184ZM8 163L10 164V162L8 161ZM7 163V166H10L9 164ZM15 163V162H14ZM50 163V162H49ZM47 162V165L49 164ZM58 163V162H57ZM60 163V162H59ZM170 163V161L168 162ZM167 163V164H168ZM173 163V162H172ZM171 163V164H172ZM183 163V162H182ZM202 163V162H201ZM205 163V162H204ZM13 164V162H12ZM38 166H39V163H37ZM170 164V165H171ZM179 164V163H177ZM188 164V163H187ZM194 164V162H193ZM1 164V166H3ZM25 165V164H23ZM28 165V164H27ZM36 165V164H35ZM46 164L44 165L45 168L47 166ZM50 165V164H49ZM51 165H55V164H51ZM63 165V166H64ZM192 165V164H191ZM13 166V165H12ZM11 166V167H12ZM29 166V165H28ZM53 166H51L52 168H48L50 169V171H52L51 169H54L58 167L55 166L53 168ZM64 166V167H65ZM173 166V165H171ZM176 166V165H175ZM188 166V165H187ZM201 166H204L205 168H201ZM34 167V166H33ZM48 167V166H47ZM50 167V166H49ZM61 167V166H60ZM63 167V168H64ZM180 167V166H179ZM9 168V167H8ZM13 168V167H12ZM35 168H37L35 166ZM59 168V167H58ZM256 168V167H255ZM15 168H13L14 170ZM31 169V168H30ZM66 169V168H65ZM12 170V171H13ZM32 170V169H31ZM29 170V171H31ZM37 170V169H35ZM172 170V169H171ZM49 171V170H48ZM156 171V170H155ZM170 171V170H169ZM175 171V170H174ZM176 171V172H177ZM183 171V172H182ZM14 172H17V171H14ZM32 172H34L32 170ZM57 172V171H55ZM59 172V170H58ZM61 173L63 172L62 168H61ZM18 173V172H17ZM16 173V174H17ZM46 173V172H45ZM44 173V174H45ZM48 173V172H47ZM46 173V174H47ZM51 173V172H50ZM68 173V174H69ZM13 174V173H12ZM11 174V176H12ZM33 175V173H31ZM67 174V173H66ZM163 174V173H162ZM15 175V174H14ZM13 175V176H14ZM19 175V173H18ZM28 175V174H26ZM35 175V173H34ZM127 175V177H126ZM161 175V174H160ZM17 176V175H16ZM15 176V177H16ZM21 176H24L23 174H21ZM66 176V175H65ZM95 176L101 178V179H95ZM226 175L222 176L220 179H223V177H226ZM10 177V175H9ZM32 177V176H31ZM36 177V176H35ZM34 177V178H35ZM52 177V176H51ZM50 177V178H51ZM63 177V176H62ZM61 177V178H62ZM228 177V176H227ZM18 178V176L16 177ZM22 177H19V179L21 180ZM28 178V179H27ZM53 178V177H52ZM55 178V176H54ZM65 178V177H63ZM18 179V181H20ZM23 179V180H24ZM46 180H48V178H45ZM166 179V180H165ZM191 179V180H190ZM27 180V181H26ZM53 180V179H52ZM67 180V177L66 179ZM72 180V179H71ZM68 181V180H67ZM66 181V182H67ZM70 181V180H69ZM219 181V180H218ZM45 182V181H43ZM71 182V181H70ZM217 182V181H216ZM57 185L59 184V188H61L62 191H57L56 192V185H53V184H56ZM212 183H215V180H212V181H207L205 182L204 184H202L200 186V188H198L196 191L195 190H192L188 195H186L179 203V206L178 207H181V205L184 203V202H187L188 199L192 196H194L196 193H198L199 191L203 190L205 187L211 185ZM18 184H22V183H18ZM17 184V185H18ZM69 183H67L68 185ZM25 185V184H24ZM22 186V185H21ZM55 187L56 189L55 190H51L52 187ZM62 186V187H60ZM20 187V186H19ZM53 187V188H54ZM68 188V189H67ZM21 191V190H20ZM58 193V194H56ZM28 194V195H29ZM32 194L30 196H32ZM24 198L27 202H30V203H27L24 199H21V198ZM56 197H58L56 199ZM34 198V197H33ZM32 199V198H31ZM61 199V200H60ZM62 202V205L61 203ZM32 203V204H31ZM185 204V203H184ZM177 207V208H178ZM176 208V209H177ZM62 210V212H60V210ZM174 209V210H176ZM173 210V211H174ZM47 211V214L46 212ZM17 212V213H16ZM37 212H38V216H37ZM50 212V214H49ZM125 212V213H126ZM172 211L168 212L167 214L161 216L159 218V222L156 226V228H154L153 230V238L150 242V247H149V253H148V259H147V262L146 264H148V262H150V258L149 256L151 257V248L153 247L152 245H154L153 241L155 239V236H156V232H157V227L160 223V221L162 219H164V217L168 216V214H171ZM63 213V214H62ZM57 214V215H56ZM118 215V216H116ZM62 218V219H61ZM26 222V224H28L30 227H24L23 225V222ZM30 221L32 222V226L27 223V221ZM44 222V221H43ZM58 222L61 224L63 223V226L59 227L58 225ZM46 223V222H45ZM44 223V224H45ZM43 224V223H42ZM43 224V225H44ZM48 224V223H46ZM38 225V224H37ZM51 225V226H52ZM50 226V228H51ZM45 228V229H44ZM56 228V227H55ZM53 228V229H55ZM56 228V229H57ZM53 229H49L46 230L48 232L50 231H53ZM57 229V230H58ZM44 232V233H43ZM55 234V232H53ZM52 233V234H53ZM59 233V232H58ZM80 233V234H81ZM39 234H42L41 236ZM51 234V233H49ZM70 234V235H71ZM79 234V235H80ZM59 235L61 236V234L59 233ZM66 235V234H65ZM74 235V236H75ZM57 236V235H56ZM55 236V237H56ZM58 236V237H60ZM75 236V237H76ZM71 237V236H70ZM74 237V238H75ZM61 238V237H60ZM58 239L61 240V239ZM70 238L68 237V240ZM77 239V238H76ZM76 239H72V241H76ZM55 241L57 242V240L55 239ZM63 242V241H62ZM68 242V241H67ZM78 242V240H77ZM69 243V242H68ZM51 242L48 244L50 246ZM57 244V243H56ZM65 244V243H64ZM73 244V243H72ZM79 244V243H78ZM66 245V244H65ZM71 245V244H70ZM69 245V246H70ZM80 245V244H79ZM58 246V244H57ZM62 246V244H61ZM60 246V247H61ZM152 246V247H151ZM77 247V246H75ZM80 247V246H79ZM121 247H122V251H121ZM69 248V247H68ZM72 248V247H70ZM63 249V247H62ZM67 249V248H66ZM74 249H72L73 251ZM65 251V250H63ZM71 251V250H70ZM69 250L67 251V253L70 252ZM78 251V250H77ZM75 252V251H74ZM55 253V252H53ZM63 253V252H61ZM60 254V253H59ZM71 254V253H70ZM76 254V253H75ZM79 254V252H78ZM67 256V254H65ZM64 255V256H65ZM70 256V255H69ZM62 258V256H61ZM60 258V259H61ZM65 258V257H64ZM74 258V257H73ZM59 259V258H58ZM69 259V258H67ZM72 259V257H71ZM41 261V262H40ZM61 261V260H60ZM63 261V260H62ZM67 261V260H66ZM71 260H69L70 262ZM74 261V260H73ZM40 262V263H39ZM43 262V263H45ZM42 263V264H43ZM60 263V262H59ZM73 263V262H72ZM71 263V264H72ZM46 264V263H45ZM67 264V262H66Z\"/></svg>",
  "mask_w": 264,
  "mask_h": 264
},
{
  "label": "water",
  "instance_id": "water-1",
  "mask_svg": "<svg viewBox=\"0 0 264 264\" xmlns=\"http://www.w3.org/2000/svg\"><path fill=\"white\" fill-rule=\"evenodd\" d=\"M198 7H201V4H197L195 1L190 2V0H132V4L120 7L118 11L123 14L158 16L159 21L156 20V23L168 27L178 26L179 23H188L192 21L214 22L228 26H232L236 23L233 19L221 18V16L214 17L203 13ZM230 22H232V24H230ZM247 57L253 58L254 60L264 59V55H248ZM236 95L237 97L240 96V102L245 109L237 106L231 111L220 110L209 116H201L203 114L202 112H204L201 106H198V110L194 108L188 112L181 113L170 106L160 109L157 112L158 114L155 115L173 116L172 118L179 121L190 135H194L195 133L200 134L202 132V136L197 139L198 141L195 140L196 142L188 144L189 149L195 154V158L200 159V163L204 160L203 162H205L204 164H206V166L213 167L212 169H208L206 175L201 178H196L194 180L190 179L191 181L186 182L182 187L174 190L171 185L158 186L155 183H153L151 187L141 190L123 181L122 176L125 175L126 171L124 166H121L119 163L123 159L121 157H115L117 154H121L118 153L119 150L105 155L104 157L109 159L106 162L101 160L100 166L109 177V181L103 179V193H109L111 195L116 194L123 197L126 196L129 200H133L134 206L130 209V212H126L127 210L122 209L118 211L120 215H130L129 225L136 220L138 214L146 220V222L144 221L146 237L142 243L141 250L136 251V254L132 258L126 257V253L125 259L122 257L123 261L121 264H146L150 242L153 238V230L156 228L159 218L176 209L180 201L192 190L196 191L207 181L220 180V178L226 174L233 176L247 172L250 169L253 170V168L256 169L255 167H264V89L261 87L244 88ZM253 108L261 109L259 113H257L258 117L253 116ZM199 112L201 114H197L198 116L195 115ZM71 153H73V151H71ZM13 165L15 166V171L21 174H28L30 175L28 176L30 179L35 180L28 169L30 168L29 166H23L17 163H13ZM66 177H68L70 181H73L71 180L74 179L72 170H70V173L67 174ZM95 179L101 178L95 176ZM52 189L55 190L56 188L54 187L51 188V190ZM57 191H59V189H56V192ZM57 198L58 197H56V199ZM60 203L62 205V202ZM45 212L47 214V211ZM60 212H62V210H60ZM26 221L32 226V222ZM43 221L52 225L49 218L38 216V225L36 224V226L39 229L42 228L41 223H43ZM23 225L25 228L30 227L26 224L25 220ZM58 225L61 227L63 223L60 224L58 222ZM52 226L57 227L54 224ZM46 232L48 233V231ZM39 235L41 236L42 234ZM52 236L55 237L53 234H46L41 243L45 244L46 248L49 247L52 253L62 252V249L56 245L55 239ZM100 240L101 239H99V245H97V251L101 264H112L114 252H112V250L110 252L100 243ZM50 242L51 244L49 246L48 244Z\"/></svg>",
  "mask_w": 264,
  "mask_h": 264
}]
</instances>
